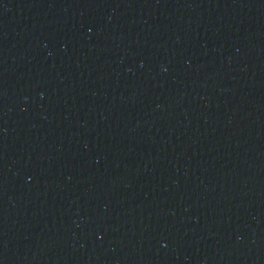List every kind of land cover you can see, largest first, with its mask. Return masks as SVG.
<instances>
[{"label":"water","instance_id":"95a60500","mask_svg":"<svg viewBox=\"0 0 264 264\" xmlns=\"http://www.w3.org/2000/svg\"><path fill=\"white\" fill-rule=\"evenodd\" d=\"M0 264H264V0H0Z\"/></svg>","mask_w":264,"mask_h":264}]
</instances>
